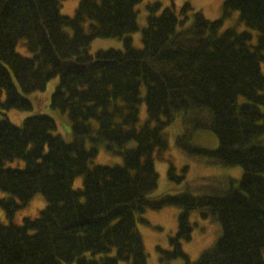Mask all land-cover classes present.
I'll list each match as a JSON object with an SVG mask.
<instances>
[{
  "label": "trees",
  "instance_id": "16d2710c",
  "mask_svg": "<svg viewBox=\"0 0 264 264\" xmlns=\"http://www.w3.org/2000/svg\"><path fill=\"white\" fill-rule=\"evenodd\" d=\"M139 1L80 0L65 15L61 0H0V191L7 194L0 209L11 219L36 193L46 202L21 224L0 222V264H147L137 223L147 209L167 205L182 207L172 250L156 247L167 264H264V0H224L222 18L197 11L182 30L174 10L157 14L154 2L136 48L130 34L139 30ZM234 9L257 32L255 44L249 30L221 32ZM96 38L119 39L122 49L90 53ZM20 40L31 56L16 50ZM54 77L50 107L67 115L69 141L54 133L50 115L18 126L6 114L30 110L25 94ZM176 119L217 136L214 150L177 144L199 162L240 166L235 185L217 195H154L155 159ZM100 147L121 161L94 164ZM17 160L24 166L7 165ZM168 177L182 179L172 165ZM195 209L217 221L220 234L191 262L181 242L191 239Z\"/></svg>",
  "mask_w": 264,
  "mask_h": 264
},
{
  "label": "rangeland",
  "instance_id": "374dc122",
  "mask_svg": "<svg viewBox=\"0 0 264 264\" xmlns=\"http://www.w3.org/2000/svg\"><path fill=\"white\" fill-rule=\"evenodd\" d=\"M80 0H61L60 13L65 15H73ZM224 0H140L135 5L137 23L139 30L131 33L133 45L136 48L142 47L141 29L147 25V15L149 14L148 6L154 2L160 4V9L157 14L165 7H170L174 10L179 23L178 30L186 28L192 20V13L200 11L209 20L222 18ZM185 3H189L191 8L182 12V7ZM233 28L238 32L249 30L252 33L250 44H255L256 31L246 26L241 20L238 10H232L231 13L223 18L221 32ZM117 48L122 49V43L116 38H96L89 47V52L94 53L99 48ZM16 50L24 56H31L23 40L18 41ZM264 73V64H262ZM58 84V77L52 78L46 84L42 91L25 94L32 102L30 110L9 109L6 111L8 118L15 125L20 126L25 117L43 113L50 115L56 122L55 134H59L64 140L71 139V128L67 115L59 110L50 107V98ZM140 115L145 117L144 105H141ZM264 111V107H262ZM165 131L168 137L167 149L161 151L160 159H155V168L158 173V185L154 195L159 196L162 193H181L190 192L192 195H217L225 190L226 186L235 185L240 179L243 169L240 166H223L213 158L208 157V161L199 162L195 155L186 154L183 148L177 144L184 143L189 148H199L214 150L217 147V136L211 131H190L185 129L176 119L172 123L166 125ZM121 161L120 157L107 153L103 148H99L96 156L93 159L94 164L113 165ZM9 166L23 167L24 162L21 160L8 162ZM174 167V174L182 177L179 181L169 179L168 168ZM202 178V179H201ZM199 183H197V181ZM197 180V181H196ZM196 181V182H194ZM218 182V183H217ZM233 182L234 184H232ZM74 187L81 185V178L77 177L73 183ZM222 190V191H221ZM7 194L0 191V198L6 197ZM45 199L42 194L36 193L32 200L24 207L18 209L15 214L9 219L3 210L0 209V222L8 224H21L24 217H36L40 210L45 206ZM182 207L178 205H167L160 209H147L142 217L145 221H138V229L141 233L144 248L147 253V264H167L163 259V253L156 249L160 246L164 250H172L173 246L170 243V238L174 237L178 228V215ZM190 223L192 224L191 239L182 241L183 251L188 256L191 262L195 261L201 252L210 247L219 237V223L210 217H203L200 214V209L190 211ZM264 255V252H263ZM119 264H126L119 261ZM169 264H184L183 258L172 260Z\"/></svg>",
  "mask_w": 264,
  "mask_h": 264
}]
</instances>
